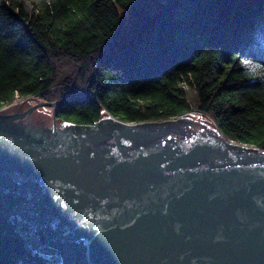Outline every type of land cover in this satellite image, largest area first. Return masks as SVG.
I'll use <instances>...</instances> for the list:
<instances>
[{"label": "water", "instance_id": "95a60500", "mask_svg": "<svg viewBox=\"0 0 264 264\" xmlns=\"http://www.w3.org/2000/svg\"><path fill=\"white\" fill-rule=\"evenodd\" d=\"M62 102L0 110V264H264L263 148L191 115L66 122Z\"/></svg>", "mask_w": 264, "mask_h": 264}, {"label": "trees", "instance_id": "16d2710c", "mask_svg": "<svg viewBox=\"0 0 264 264\" xmlns=\"http://www.w3.org/2000/svg\"><path fill=\"white\" fill-rule=\"evenodd\" d=\"M93 124L199 114L264 149V0H0V110Z\"/></svg>", "mask_w": 264, "mask_h": 264}, {"label": "rangeland", "instance_id": "374dc122", "mask_svg": "<svg viewBox=\"0 0 264 264\" xmlns=\"http://www.w3.org/2000/svg\"><path fill=\"white\" fill-rule=\"evenodd\" d=\"M39 101H45V100H42L38 97L29 98L27 100L26 99L25 100H19V101L15 102L14 104L10 105L9 107H11L17 103H28L29 106H32V105L38 103ZM36 112L39 114H42L44 116L50 117V116H52V114L54 112V108L53 107H41L38 110H36ZM191 116L194 117L195 119H201V120H204L206 122H209L210 124H214L210 119L204 118L203 116H201L199 114H192Z\"/></svg>", "mask_w": 264, "mask_h": 264}, {"label": "snow or ice", "instance_id": "6c2138e0", "mask_svg": "<svg viewBox=\"0 0 264 264\" xmlns=\"http://www.w3.org/2000/svg\"><path fill=\"white\" fill-rule=\"evenodd\" d=\"M49 2H53V0H49Z\"/></svg>", "mask_w": 264, "mask_h": 264}]
</instances>
